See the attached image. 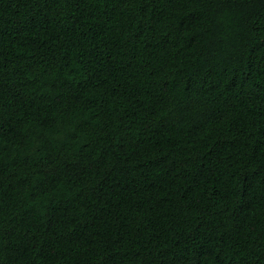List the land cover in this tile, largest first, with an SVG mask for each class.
I'll return each mask as SVG.
<instances>
[{
    "label": "trees",
    "instance_id": "trees-1",
    "mask_svg": "<svg viewBox=\"0 0 264 264\" xmlns=\"http://www.w3.org/2000/svg\"><path fill=\"white\" fill-rule=\"evenodd\" d=\"M0 264H264V0H0Z\"/></svg>",
    "mask_w": 264,
    "mask_h": 264
}]
</instances>
